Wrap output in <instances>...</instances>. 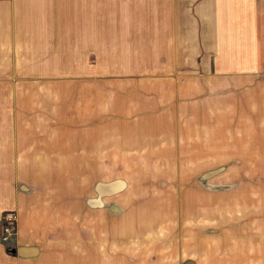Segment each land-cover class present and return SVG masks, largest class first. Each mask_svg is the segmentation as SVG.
Here are the masks:
<instances>
[{"label": "rangeland", "instance_id": "374dc122", "mask_svg": "<svg viewBox=\"0 0 264 264\" xmlns=\"http://www.w3.org/2000/svg\"><path fill=\"white\" fill-rule=\"evenodd\" d=\"M78 3L66 40L31 35L0 57V125L63 141L68 154L78 141V169H63L64 183L78 175L77 217L64 210L40 256L264 263V247L247 239L248 225L264 223L263 69L227 70L217 0ZM13 239H0L3 257L19 256Z\"/></svg>", "mask_w": 264, "mask_h": 264}, {"label": "crops", "instance_id": "0c3cea01", "mask_svg": "<svg viewBox=\"0 0 264 264\" xmlns=\"http://www.w3.org/2000/svg\"><path fill=\"white\" fill-rule=\"evenodd\" d=\"M78 2L0 0V57L14 56V50L25 49L26 42L32 39L31 35L33 40H39L40 36L51 42L66 40L63 38V28L65 31L70 30L72 25L74 30L78 28ZM216 4L217 31H220L219 37L223 43L227 41L229 45V57L228 54L224 57L228 61L225 64L227 70L256 73L261 67L264 106V0H217ZM73 11L75 20L71 19ZM35 26H38L40 34L30 33V27L36 29ZM250 80L251 77H247L246 83ZM246 91L249 105L251 99L254 102V95L249 86ZM262 137L264 143V126ZM53 140L56 147L52 144ZM56 143V139L40 138V134H34L31 129L15 128L13 124L0 125V221L6 210L17 212L16 235L12 240L16 241L17 248L12 249L20 253L16 258L3 257L4 248L0 244V259L7 260L6 264H16V261L21 264H58L47 261L39 251L46 240L45 234H55L57 225L61 227L64 210L66 215L77 217L78 175L75 173L64 183L63 169H78L79 157L78 141L74 151L70 142V154L68 148L66 151L63 149V141ZM57 148L60 149L58 154ZM64 184L68 186L65 195ZM59 229L62 231V228ZM247 229V239L251 244L257 242L264 247V223L248 225ZM251 244L248 243L249 246Z\"/></svg>", "mask_w": 264, "mask_h": 264}, {"label": "built area", "instance_id": "2783aa9c", "mask_svg": "<svg viewBox=\"0 0 264 264\" xmlns=\"http://www.w3.org/2000/svg\"><path fill=\"white\" fill-rule=\"evenodd\" d=\"M16 216L13 212H6L0 223V239L8 241L14 237L16 230Z\"/></svg>", "mask_w": 264, "mask_h": 264}, {"label": "water", "instance_id": "95a60500", "mask_svg": "<svg viewBox=\"0 0 264 264\" xmlns=\"http://www.w3.org/2000/svg\"><path fill=\"white\" fill-rule=\"evenodd\" d=\"M12 252H14L15 250L14 249H11Z\"/></svg>", "mask_w": 264, "mask_h": 264}]
</instances>
